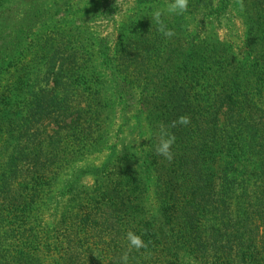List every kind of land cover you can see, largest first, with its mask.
I'll return each mask as SVG.
<instances>
[{"label":"trees","instance_id":"1","mask_svg":"<svg viewBox=\"0 0 264 264\" xmlns=\"http://www.w3.org/2000/svg\"><path fill=\"white\" fill-rule=\"evenodd\" d=\"M197 1L189 0L182 15L161 16L172 38L153 18L138 17L116 51L103 38L80 40L87 31L79 28L75 40L56 32L43 50L51 83L3 97L0 264H119L128 231L147 244L129 253L128 264H264V0L237 51L207 34L232 1L216 0L199 21ZM69 5L59 10L61 20ZM71 21L78 26L81 19ZM0 30V70H9L32 53L25 44L35 42L36 28ZM182 56L179 74L172 72ZM117 67L126 77L105 87L100 75ZM75 84H89L92 104L83 103L85 94L69 93ZM115 86L119 110L134 113L111 142L102 98ZM147 100L156 103L158 134L124 147L120 136L133 120L139 132ZM183 115L190 124L170 126ZM161 124L176 137L171 162L155 152ZM94 151L106 155L85 163ZM87 178L92 185L82 183ZM151 186L160 207L155 215L147 207Z\"/></svg>","mask_w":264,"mask_h":264},{"label":"rangeland","instance_id":"2","mask_svg":"<svg viewBox=\"0 0 264 264\" xmlns=\"http://www.w3.org/2000/svg\"><path fill=\"white\" fill-rule=\"evenodd\" d=\"M146 1L147 0H8V3L5 1L3 4L7 3L8 9L3 16V21L0 22V29L6 27L7 30H14L19 26L25 25L28 28H36V30L32 35L35 42L32 43L29 41L25 44V47H29L30 49L33 48L31 50L32 53L28 54L26 59L19 61L14 68L0 70V106L8 102H4L3 97L17 95L23 97L24 94L31 93L34 87L35 90H38V88L41 87L46 88L47 84L51 83L53 78L48 77L46 70L43 68V55L45 53L43 50L48 48L47 45L49 42L47 41L49 38H51V41L58 39L59 35H57L56 32H61L64 37H68L67 40H75L81 35L79 39L88 40L87 43L89 44L93 42L98 43L100 38H103L108 40L113 51H116L120 43L119 41L122 39L127 40L128 37L132 36V29L138 22V17L142 20H148L152 18L153 13L157 10H160L163 13L162 16L167 20L169 17L173 16V14L167 12V5L171 0H159L156 3ZM231 1L227 15L222 21L209 22L207 34L208 37H214L215 39L219 38L220 41L225 44H232L237 51L245 47L246 32L250 25H252V21H254L259 14L257 4L261 0H243V10H241L237 0ZM65 3L71 4L73 10L69 13L67 19L61 20L63 12H59V10H64ZM197 3L198 17L196 20L198 21L200 20L199 16H203L204 13L209 11V8H215L217 6L216 0H204V2L197 1ZM71 19H75L76 21L81 19V21H79L80 23L77 26ZM193 26L194 24H192L191 21L186 22L185 27L187 29H192ZM77 28H79V32H87H85V34L79 33L78 35L76 31ZM71 49V46H67L64 50L70 52L72 51ZM79 49L80 48L77 50ZM89 57L86 55L84 61L89 60ZM1 59H5V55H0V61ZM183 61V56L177 59L172 72L179 74L178 67L179 65L181 66ZM4 65V62L0 63V67ZM115 70H106L100 75L101 81L104 83L103 85H105V87H112V80H118L119 78L118 81H121L126 77V73L120 75L118 67L117 69L115 68ZM78 88L81 89L80 92L74 90ZM69 89L71 95L75 93H78V95L85 94L86 98L83 100V103L92 104V100L87 97L88 94L93 92L89 84H83L82 87L75 84L74 89ZM117 89L118 86L113 87L111 91L107 92L108 95L104 94L102 98L103 102L107 104V111H105L102 116V122L111 132L109 136L111 142L115 139L117 127L123 124L125 119L134 113L131 111L128 115H123V112L119 110L121 106L115 103ZM148 94H151V92ZM3 109L4 107H1L0 111ZM156 109V103L153 100H147L145 102L143 106L144 115L140 118L141 126L139 132L134 128L133 120L130 122L131 125L124 128V132L120 136L124 147L132 143L138 145L143 141L153 140L154 134H158V112ZM87 154L86 152L85 163L88 164H99L101 162L100 160L106 155L105 153L103 155H98L95 151L92 154ZM61 176L63 179L69 177L68 174ZM82 183H86V185L89 186L92 185V180L87 178ZM154 190L155 188L151 186L147 195V207L152 215H155L160 209ZM185 262L194 264L192 259H185Z\"/></svg>","mask_w":264,"mask_h":264},{"label":"clouds","instance_id":"3","mask_svg":"<svg viewBox=\"0 0 264 264\" xmlns=\"http://www.w3.org/2000/svg\"><path fill=\"white\" fill-rule=\"evenodd\" d=\"M189 0H171V2L167 5V12L169 14L174 15H182L184 12L187 11ZM237 3L240 5L241 10H243V0H237ZM163 13L160 10H157L153 13L152 18L158 25V31L166 38L170 39L175 36V32L164 24L161 16ZM190 124V117L187 115H183L178 117L177 120L171 122V127H176L178 125L187 126ZM176 137L175 135L171 134L167 128L161 124L160 125V134H159V142L155 146V152L157 155L163 156L169 162L173 159V153L171 151L172 146L175 144ZM126 240L128 241V250L125 251L119 257V264H128L129 260V253L135 249L139 251L142 248H146L147 244L144 242L140 235L132 231H128L126 234Z\"/></svg>","mask_w":264,"mask_h":264}]
</instances>
